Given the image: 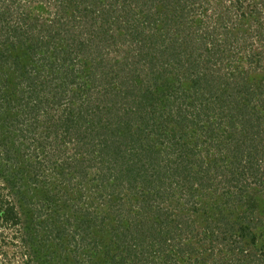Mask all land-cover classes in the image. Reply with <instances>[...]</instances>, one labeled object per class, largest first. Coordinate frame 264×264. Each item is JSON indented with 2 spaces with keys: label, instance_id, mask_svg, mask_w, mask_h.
I'll use <instances>...</instances> for the list:
<instances>
[{
  "label": "trees",
  "instance_id": "trees-1",
  "mask_svg": "<svg viewBox=\"0 0 264 264\" xmlns=\"http://www.w3.org/2000/svg\"><path fill=\"white\" fill-rule=\"evenodd\" d=\"M195 2L57 0L53 22L41 25L20 3L0 0V93L14 95L0 102V120L24 143L15 152L0 140V219L16 226L43 206L86 204L74 208L82 253L76 246L61 259L60 246L59 254L51 248L44 256L57 254L61 264H204V252L209 257L223 243L238 257L216 264H264L263 200L242 186L247 182H235L259 174L264 84L231 69L215 74L224 80L216 91L209 72L196 73L199 49L210 63L235 46L217 34L210 46L203 41L200 23L192 22ZM261 57L249 63L261 66ZM180 66L190 77L185 83ZM218 157L231 191L209 182ZM195 190L214 194L216 204L198 206ZM35 192L43 200L33 201ZM183 194L199 216L158 205ZM27 233L31 240L41 235ZM61 233L54 226L52 236L43 234L55 242Z\"/></svg>",
  "mask_w": 264,
  "mask_h": 264
},
{
  "label": "rangeland",
  "instance_id": "rangeland-1",
  "mask_svg": "<svg viewBox=\"0 0 264 264\" xmlns=\"http://www.w3.org/2000/svg\"><path fill=\"white\" fill-rule=\"evenodd\" d=\"M57 0H8V4L10 7L16 6V4H21L25 14H28L29 17L34 16L36 17L40 24H51L53 22V18L56 14V8L53 6V4ZM239 5H241L239 9L234 7L235 0H196L195 6L197 7L195 14V20L192 21L195 25L199 26L198 23H200L199 26V32L204 33L203 35V41L208 42V46H210L209 43L211 42V37L215 36L218 37V41L222 42L228 39V41L231 42L232 45L235 47L232 49V52L230 51V56L226 58L225 60L222 59L223 55H219L217 57V61L213 62L210 61L208 63L205 62L206 58V50L199 49L200 54V61H199V68L196 69V73L200 71L203 72H209V75L211 76V83L213 82L212 86L219 85V82L224 83V80H217L215 81V74L220 73H226L229 74L231 69H233V73L235 70L242 76L243 71H247L245 76V81L248 83H255L256 79L260 80L264 84V0H236ZM20 9V8H19ZM245 10L246 15L244 18H236L234 15L237 14L240 11ZM235 13L234 15L232 13ZM232 14V16H229V14ZM29 22H32V19L28 20ZM198 22V23H196ZM78 25H81V23L76 22ZM223 26H227L228 33H223ZM52 28V27H50ZM56 28V27H55ZM219 52V51H218ZM261 57V63L263 64L259 66L258 62L249 63L250 58L257 59L258 57ZM229 61V62H227ZM182 64V63H181ZM231 66V67H230ZM257 66V67H256ZM209 69V70H208ZM221 69V70H218ZM217 70V71H215ZM230 70V71H229ZM185 72V68L183 66H180L177 69V76L183 79V83L189 80V75L185 77L184 75L187 73ZM224 75V74H223ZM191 76V75H190ZM215 76V77H214ZM195 78V76H193ZM231 78V76H227L226 80L228 81ZM176 82V81H175ZM184 89V87L182 88ZM217 91V90H216ZM214 91V92H216ZM264 95L262 94L261 98ZM2 98V99H1ZM14 95L12 91H6L0 93V102L3 101H10L13 100ZM189 100V96L187 97ZM188 102V101H186ZM196 104V103H195ZM198 107H201V105L196 104ZM206 107L208 104H204ZM216 104L210 103L209 109L215 107ZM225 108L222 106L220 107V110H223ZM51 113H54L51 111ZM3 116V114H0V119ZM262 123V126L260 130L263 132L261 135H259V147L258 151H263V157L259 161V174L254 177L248 176L243 181H235L237 183V186L240 182H247L246 186L247 188H252L255 193H257L259 196H261L263 202L260 203L257 207V211L261 210L262 214L264 213V117L260 121ZM258 127V126H257ZM156 138V135L154 136ZM19 133L15 131V129L11 128L4 122L3 120H0V140H2L6 146L12 147V149L16 152L17 150H23L24 143L19 142ZM164 142L167 141L165 138L163 140ZM216 150H213L215 152ZM70 152V151H69ZM220 155L221 159L222 156L226 155L225 150L219 148V152L217 156ZM219 158V157H218ZM220 161V162H219ZM217 167L213 168L211 167V172L208 174L209 182L212 184V187L219 186V184H224L226 186L227 191L233 190L231 188V184L226 181V176H229L228 171H223V168H226V163H223L219 158ZM217 168V169H216ZM216 169V170H215ZM260 176V178H259ZM233 184V183H232ZM61 185L65 186V183H62ZM186 187H184L185 189ZM212 189V188H211ZM236 189V188H235ZM194 191V189H192ZM190 191V192H192ZM196 194L194 196V201L196 200V204L198 206H201L204 201L208 202V204H216L215 202H211L214 194L209 197V192L204 193L202 190H195ZM182 192V191H181ZM233 191L231 194L233 195ZM185 194V193H184ZM182 195L179 200L177 199H171L163 201V203H159L158 205L164 206L168 213L170 214H192L193 208L189 204H185V199H183ZM92 195V194H91ZM176 195V194H174ZM179 195V193H177ZM33 201L35 200H43V195H40V192H35ZM218 197V195H215ZM30 198V196H29ZM94 200V204H98V207L101 208V201L97 199L96 193L93 194L91 197V201ZM158 202V201H157ZM199 202V203H198ZM44 205V204H43ZM86 204H80L77 203L72 205H69L68 203L59 207L55 206L56 209H47L45 206L42 207L41 214H25L21 215V222L19 225L16 226H10L8 223H4L0 219V264H61L59 259L56 258L57 254H55V257H49L44 256L45 250L48 249H54L56 248L57 253L60 252V246L64 247L65 253L63 254L61 259H64V255L66 253H69L68 250L74 251L76 249V246L80 244L79 240V233H75L76 230V223L75 219L78 216V213L82 210ZM78 207L80 211H75L74 208ZM173 207H177L176 209H173ZM32 213L34 212L35 208L31 206L29 209ZM185 210V212H184ZM256 211V212H257ZM201 211L198 209V213ZM35 213V212H34ZM195 216V213H193ZM191 215L190 217L193 218L194 215ZM34 215V216H33ZM58 215V216H57ZM80 215V213H79ZM59 219V221H57ZM51 226H48L47 224L50 223ZM29 224V225H28ZM26 226H29V228H26ZM54 226L59 227L61 229V240L52 242L51 237L47 238L45 237V234L50 231V234L47 235L52 236L54 232ZM62 226V227H60ZM30 228L33 229L30 230ZM33 233L35 236L37 234H41L40 236H37L33 238L34 240H31L27 232ZM43 234V235H42ZM24 240V241H23ZM194 240V239H193ZM26 241V243H25ZM195 242V240L193 241ZM203 242V241H199ZM3 244V245H2ZM209 243L207 242L206 247H208ZM79 251L82 253V249L78 247ZM44 250V251H43ZM210 250L207 249L206 252H204V256L206 257V261L204 264H216L214 259L217 260L220 258V263H223L222 257H227L230 259L237 258L238 255L236 252H228L226 251V247L220 246L216 243L215 248L213 250V255L207 257L210 253H208ZM111 253H116V250L112 249ZM40 256V257H39ZM201 256V255H200ZM58 257V256H57ZM82 256L79 255V258ZM198 257V255L196 256ZM201 257V258H203ZM69 260L72 261V258ZM156 260H158L156 258ZM219 262V261H218ZM107 264V263H105Z\"/></svg>",
  "mask_w": 264,
  "mask_h": 264
}]
</instances>
